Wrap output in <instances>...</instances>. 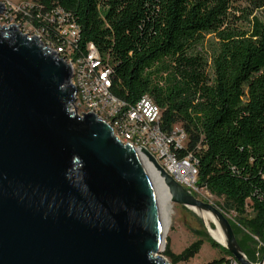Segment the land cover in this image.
Wrapping results in <instances>:
<instances>
[{"label": "water", "instance_id": "1", "mask_svg": "<svg viewBox=\"0 0 264 264\" xmlns=\"http://www.w3.org/2000/svg\"><path fill=\"white\" fill-rule=\"evenodd\" d=\"M18 26L0 23V264H174L159 253L162 207L143 155L170 201L239 264H264L247 258L219 207L105 119L78 112L70 63ZM192 206L212 213L224 242Z\"/></svg>", "mask_w": 264, "mask_h": 264}, {"label": "trees", "instance_id": "2", "mask_svg": "<svg viewBox=\"0 0 264 264\" xmlns=\"http://www.w3.org/2000/svg\"><path fill=\"white\" fill-rule=\"evenodd\" d=\"M33 1L71 14L79 25L81 52L93 42L108 57L117 97L134 105L147 95L162 110L164 130L183 127L187 142L179 156L191 154L196 185L220 199L213 204L228 217L247 258L259 262L264 255V0H244V5L240 0ZM32 24L40 21L34 18ZM204 241L228 258L209 264H239L206 232L180 253L167 248L164 255L174 264L187 261Z\"/></svg>", "mask_w": 264, "mask_h": 264}, {"label": "built area", "instance_id": "3", "mask_svg": "<svg viewBox=\"0 0 264 264\" xmlns=\"http://www.w3.org/2000/svg\"><path fill=\"white\" fill-rule=\"evenodd\" d=\"M3 3L0 19H8L7 13L13 14L15 21L8 24L19 25L21 31V26L30 23L37 32L33 35L70 63L71 83L76 90L73 105L78 112L97 114L110 124L123 143L148 149L177 182L192 192L206 190L196 185L197 167L191 154L179 156L187 142L183 127L176 124L164 130L162 110L149 96L129 105L111 91L114 74L108 57L93 42H88L81 52L79 25L69 12L60 6L45 8L34 1L22 5L9 3V6ZM34 18L40 21L39 26L32 24Z\"/></svg>", "mask_w": 264, "mask_h": 264}, {"label": "rangeland", "instance_id": "4", "mask_svg": "<svg viewBox=\"0 0 264 264\" xmlns=\"http://www.w3.org/2000/svg\"><path fill=\"white\" fill-rule=\"evenodd\" d=\"M5 2L8 6L11 4H27L31 3L33 0H0ZM241 5L245 4L244 0H240ZM8 19H0L1 24H8L14 22L13 14L7 13ZM24 32H28L29 34L37 33L35 29L30 25V23H25L20 27ZM208 43L205 42L203 45L206 49ZM198 198L213 203L214 201H220L219 198L209 193L207 190H202L197 193ZM170 209H167L162 205V213L163 219L169 218V222L166 226V230L164 233L163 245L161 247V251L159 252L164 258L169 261L164 255V251L169 248V250L174 253H180L186 246L195 241L198 237L202 236V233L207 232L206 227L202 221L199 220V216L195 214L191 209L176 204L174 202H169ZM212 222V223H211ZM209 228L212 231H217V226L213 221H209ZM209 235V234H208ZM213 235V234H212ZM210 236V235H209ZM214 236V235H213ZM211 237V236H210ZM215 237V236H214ZM228 259L224 253H222L219 249L212 247L209 242L204 241L202 247L197 255L190 258L187 261H181L177 264H209L214 260L219 259ZM222 264H226L223 262ZM228 264H237L231 261Z\"/></svg>", "mask_w": 264, "mask_h": 264}, {"label": "bare ground", "instance_id": "5", "mask_svg": "<svg viewBox=\"0 0 264 264\" xmlns=\"http://www.w3.org/2000/svg\"><path fill=\"white\" fill-rule=\"evenodd\" d=\"M145 167L147 169V171L149 172L155 188L157 190V194L158 197L160 199V203H162V205L167 209V211H169L170 209V198L169 195L167 193V189L165 188L162 178L158 175V172L154 169L153 165L147 160V158L143 155L142 157ZM192 209H194L196 212H198L200 214V216L203 217L204 221L207 223V225L209 226V221H213L216 226H217V231H212V234L215 236V238L221 242H224L223 237H222V233L218 227V224L215 220V218L213 217L212 213L210 211H200L198 209H196V207L192 206ZM162 220H163V231L165 233L166 230V226L169 222V218L167 217L166 219H163V213H162ZM212 223V222H211Z\"/></svg>", "mask_w": 264, "mask_h": 264}]
</instances>
